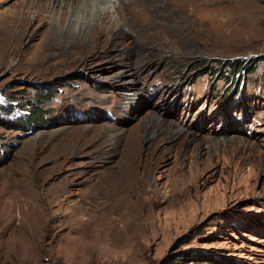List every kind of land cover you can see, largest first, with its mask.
Masks as SVG:
<instances>
[{
    "label": "rangeland",
    "instance_id": "1",
    "mask_svg": "<svg viewBox=\"0 0 264 264\" xmlns=\"http://www.w3.org/2000/svg\"><path fill=\"white\" fill-rule=\"evenodd\" d=\"M125 3L127 32L108 16L75 41L64 2L21 20L24 0H0V264H264V0ZM140 52L135 86L108 80ZM195 155L222 162L162 197Z\"/></svg>",
    "mask_w": 264,
    "mask_h": 264
},
{
    "label": "bare ground",
    "instance_id": "2",
    "mask_svg": "<svg viewBox=\"0 0 264 264\" xmlns=\"http://www.w3.org/2000/svg\"><path fill=\"white\" fill-rule=\"evenodd\" d=\"M56 1L60 3L64 2L65 6H68L71 10L70 16L68 18L69 20L67 21V25L69 29L68 31L70 33H74V36L72 38L75 41H77V39H79L80 36L85 37V36L91 35L93 32V28L97 30L98 28L97 24L98 25L101 24V26L104 28L108 27V24H107L108 16H111L114 18L117 31L123 33V31L125 32L126 30L129 29V25L126 23L127 17L122 15L123 13H121L122 8L126 4L125 0H54V2ZM146 1H151V6L154 8H158L161 6L159 4L157 5L158 0H146ZM49 5H51L52 7V0H45V1L44 0H24V5L19 10L20 12L19 17H21V20L27 19V16L30 13V11L31 12L34 11L38 15V20H40L41 17H43L42 16L43 12H47L48 10H51ZM94 14H95V17H97V19L94 17ZM66 32L67 30H65V33ZM135 33H136L135 35L136 39H140L141 36H143V34L140 32H137V30H135ZM137 45H139V43ZM143 57L144 56H142L141 52L138 54H135V56L131 60L125 61L123 63L124 65L123 67L125 71H122L120 73H115V75L110 76L111 79H108V80L115 81L116 83H119V84L125 83L124 85H127V86L128 85L135 86L137 84V77L140 76V75H137V69H138L137 66L139 65V62ZM134 92H133L134 96H136L137 94L138 95L141 94L140 91H138L137 93H134ZM143 95L145 96V94ZM128 101L130 102V100ZM123 108L126 110L129 109L127 105L123 106ZM123 108L122 107L120 108L121 114L126 113V110H124ZM150 115L147 118H145V121L147 122L146 124L147 132L145 133L144 138H145V141H147V143H153L155 140V137H157L158 135V130L160 129L164 130V128L166 127L165 120L162 118V115L160 112L151 113ZM227 118L228 119L226 120L225 124L228 130L232 132V130L235 131L234 129H237L238 131L243 132L244 130V127L242 126L243 121L238 122L236 120H233L230 116H228V114H227ZM62 122L63 121L61 120V122L59 123H62ZM176 123L184 127V125H182L181 123H178V122ZM188 123H190V121H188ZM233 125L235 126L234 128H232ZM181 126H177L175 123H171L168 126V129L166 131L167 133L165 135L167 142H170L172 139L181 137L185 134V130ZM110 130H111L110 134L112 136L114 137L119 136L117 133V130H114L113 128H110ZM169 139L170 141H168ZM233 140L237 141L238 139L234 138ZM237 142L239 143V140ZM241 147L246 148V145L241 142ZM217 162H222V160L218 157L214 159H211L210 157L206 159H201V157L199 158V156L195 155L191 157V160L189 161V169L186 170L184 166V162L177 161L176 163L178 164H176V167H175L176 172H174L169 179V183L171 184V189L169 191L163 192L164 191L162 190L163 186H160V191L162 192L161 196L170 198L173 196L172 194L173 192L184 191L183 190L184 184H186L187 182H193L194 179L202 175L205 171H207L210 167H212L214 163H217ZM252 168L254 170L264 169V159H260V158L253 159ZM158 198H160V196ZM187 203L188 202L185 201L184 203L185 206L182 209H185V207L190 206V204H187ZM172 207L176 211L180 212V201L174 202L172 204Z\"/></svg>",
    "mask_w": 264,
    "mask_h": 264
},
{
    "label": "trees",
    "instance_id": "3",
    "mask_svg": "<svg viewBox=\"0 0 264 264\" xmlns=\"http://www.w3.org/2000/svg\"><path fill=\"white\" fill-rule=\"evenodd\" d=\"M230 61V62H229ZM228 64H225V61H223V65L222 68H221V71H228V73L226 72V75L224 74L222 77L226 79V82L228 85H230V82L233 83L234 82V78H232V76L229 74V72L235 77V74L237 73V70L236 69H239L237 68L235 65L232 66V62H234L235 60H229ZM227 63V62H226ZM255 64V63H254ZM197 65H201V63H198ZM211 69V67H210ZM242 69V68H240ZM240 69L238 72H240ZM256 69V66L254 65L253 67V70ZM252 70V71H253ZM216 71V70H215ZM215 71H213L211 69V72L214 73ZM240 75V74H239ZM229 82V83H228ZM43 91L40 90V93H42ZM52 97V96H51ZM39 106L38 105H33L32 109H30V111L28 113H24V112H19V110H14V114L17 115L16 116V119H18V122H20V124L18 125L21 126V125H25L26 127L28 128H32L31 126L34 125V124H38L39 122L37 121L38 119H43V117H45V113H42V110L38 108ZM12 109V108H11ZM19 114V115H18ZM13 115V113L11 114ZM12 124V123H11ZM27 129V128H26ZM208 257V255H201L200 257ZM180 258H177V259H174L173 261H171L170 263L168 264H180Z\"/></svg>",
    "mask_w": 264,
    "mask_h": 264
}]
</instances>
